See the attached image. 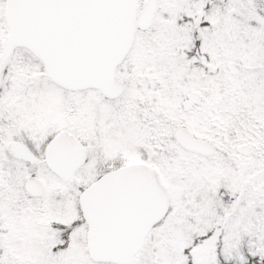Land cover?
<instances>
[{"label": "snow or ice", "instance_id": "obj_1", "mask_svg": "<svg viewBox=\"0 0 264 264\" xmlns=\"http://www.w3.org/2000/svg\"><path fill=\"white\" fill-rule=\"evenodd\" d=\"M0 264H264V0H0Z\"/></svg>", "mask_w": 264, "mask_h": 264}]
</instances>
